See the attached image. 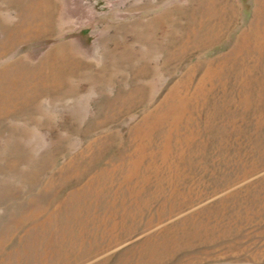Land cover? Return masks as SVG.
I'll use <instances>...</instances> for the list:
<instances>
[{"label": "rangeland", "instance_id": "374dc122", "mask_svg": "<svg viewBox=\"0 0 264 264\" xmlns=\"http://www.w3.org/2000/svg\"><path fill=\"white\" fill-rule=\"evenodd\" d=\"M3 42L0 264H264V0H0Z\"/></svg>", "mask_w": 264, "mask_h": 264}, {"label": "bare ground", "instance_id": "6f19581e", "mask_svg": "<svg viewBox=\"0 0 264 264\" xmlns=\"http://www.w3.org/2000/svg\"><path fill=\"white\" fill-rule=\"evenodd\" d=\"M5 41V40H4ZM8 47V44L5 42L0 44V53L2 54L5 48Z\"/></svg>", "mask_w": 264, "mask_h": 264}]
</instances>
